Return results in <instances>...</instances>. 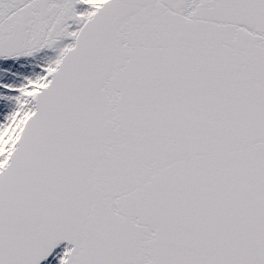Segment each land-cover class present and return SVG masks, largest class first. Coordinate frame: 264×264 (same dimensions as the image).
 <instances>
[{
    "label": "snow or ice",
    "instance_id": "1",
    "mask_svg": "<svg viewBox=\"0 0 264 264\" xmlns=\"http://www.w3.org/2000/svg\"><path fill=\"white\" fill-rule=\"evenodd\" d=\"M0 264H264V0H0Z\"/></svg>",
    "mask_w": 264,
    "mask_h": 264
}]
</instances>
